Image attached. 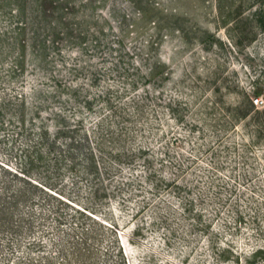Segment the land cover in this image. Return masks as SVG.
<instances>
[{"label": "rangeland", "instance_id": "rangeland-1", "mask_svg": "<svg viewBox=\"0 0 264 264\" xmlns=\"http://www.w3.org/2000/svg\"><path fill=\"white\" fill-rule=\"evenodd\" d=\"M0 264H264V0H0Z\"/></svg>", "mask_w": 264, "mask_h": 264}]
</instances>
